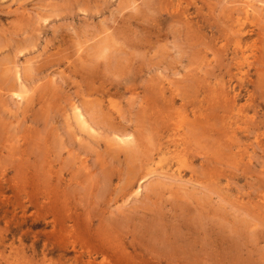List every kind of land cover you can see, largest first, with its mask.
<instances>
[{"label": "rangeland", "instance_id": "obj_1", "mask_svg": "<svg viewBox=\"0 0 264 264\" xmlns=\"http://www.w3.org/2000/svg\"><path fill=\"white\" fill-rule=\"evenodd\" d=\"M0 264H264V0H0Z\"/></svg>", "mask_w": 264, "mask_h": 264}]
</instances>
